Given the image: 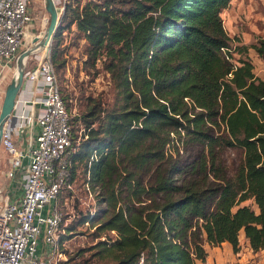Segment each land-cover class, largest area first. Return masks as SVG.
Segmentation results:
<instances>
[{
	"label": "trees",
	"instance_id": "trees-1",
	"mask_svg": "<svg viewBox=\"0 0 264 264\" xmlns=\"http://www.w3.org/2000/svg\"><path fill=\"white\" fill-rule=\"evenodd\" d=\"M231 1L65 4L49 50L55 74L72 33L81 70L109 80L106 93L81 89L71 113L57 78L71 117L68 184L98 205L77 223L94 228L96 264H196L206 244L238 252L241 231L264 252V78L248 46L232 45L222 18ZM250 47L264 62V36ZM230 149L241 152L233 169Z\"/></svg>",
	"mask_w": 264,
	"mask_h": 264
},
{
	"label": "built area",
	"instance_id": "built-area-1",
	"mask_svg": "<svg viewBox=\"0 0 264 264\" xmlns=\"http://www.w3.org/2000/svg\"><path fill=\"white\" fill-rule=\"evenodd\" d=\"M68 1L53 0L58 13ZM33 2L0 0L1 74L16 64L32 34ZM26 63L23 87L0 138L6 156L0 169V264H60L62 214L56 199L70 187L71 117L49 54L31 68ZM23 91L28 97L20 98ZM230 264L260 263L253 257Z\"/></svg>",
	"mask_w": 264,
	"mask_h": 264
},
{
	"label": "rangeland",
	"instance_id": "rangeland-1",
	"mask_svg": "<svg viewBox=\"0 0 264 264\" xmlns=\"http://www.w3.org/2000/svg\"><path fill=\"white\" fill-rule=\"evenodd\" d=\"M32 11L34 16L32 34L28 38L23 51L30 48L45 35L49 24V13L45 9L44 0H34ZM62 14V11L59 12L57 26L60 23ZM222 18L228 35L238 40H234L232 45L248 46L246 55L253 64L254 73L264 78V62L255 50L250 47L252 44H256L259 38L264 36V0H233L230 6L222 13ZM72 38V33H65L64 45L67 47L65 56L66 66L63 72L57 71L56 74L63 94L70 93L73 104L71 113H77L82 108L81 103L77 100L80 95L79 91L83 89L85 95L92 94L93 96L99 93H106L109 89V80L105 72H101L93 81L85 75L81 70L83 60L82 48L77 44H71ZM50 45L51 41L48 45V54ZM42 53L43 51L38 52L36 50L30 55L26 59L27 63L25 62L27 68H31L44 55ZM15 69L16 64L5 69L4 73H0V106L2 105L6 87L16 78L14 77ZM5 158L4 152L0 149V169L2 170L5 168ZM225 159L230 168L233 169L241 159L240 150L230 149L225 155ZM70 189L71 194L68 195L66 191H63L56 199V205L62 214L58 234V248L62 254L59 263L92 264L95 262L90 257V251L86 249L96 241L91 235L94 228H91L89 224L77 225V223L81 219V216L83 217L86 213L95 212L98 209V205L93 197L82 186H79V184L72 185ZM242 204H248L256 208L255 205H252L251 200L245 201ZM72 223L76 226L75 230L72 232L66 231L65 227ZM257 253L253 257L260 264H264L263 256L259 252Z\"/></svg>",
	"mask_w": 264,
	"mask_h": 264
},
{
	"label": "water",
	"instance_id": "water-1",
	"mask_svg": "<svg viewBox=\"0 0 264 264\" xmlns=\"http://www.w3.org/2000/svg\"><path fill=\"white\" fill-rule=\"evenodd\" d=\"M45 1V9L49 13V26L47 29L48 33V41L52 40L53 35L55 33V30L57 28L58 20H59V13L57 11V8L53 2V0H44ZM35 40V39H34ZM45 44H47V42ZM43 46V43L40 47ZM37 48H27L23 52L18 55L16 59V65H20L19 72L15 79L11 81V83L6 87L5 94L3 97L1 109H0V138L3 130L4 123L9 119V115L13 109L15 100L17 98V95L19 94V91L23 87V79H24V63L21 65V60H23V57L27 58L30 55H32Z\"/></svg>",
	"mask_w": 264,
	"mask_h": 264
},
{
	"label": "crops",
	"instance_id": "crops-1",
	"mask_svg": "<svg viewBox=\"0 0 264 264\" xmlns=\"http://www.w3.org/2000/svg\"><path fill=\"white\" fill-rule=\"evenodd\" d=\"M20 96V98L28 97L24 91ZM239 243V250L236 253L233 252L232 245L229 242H223L219 246H210L206 244L207 257L203 262L199 260L196 261V264H230L235 261H245L249 257L253 258L254 255L258 254L257 252H253L250 248L243 231L239 234ZM259 253L264 258V252L261 251Z\"/></svg>",
	"mask_w": 264,
	"mask_h": 264
},
{
	"label": "bare ground",
	"instance_id": "bare-ground-1",
	"mask_svg": "<svg viewBox=\"0 0 264 264\" xmlns=\"http://www.w3.org/2000/svg\"><path fill=\"white\" fill-rule=\"evenodd\" d=\"M57 10L59 11V8H58V7H57ZM48 26H49V24H48ZM47 29H48V27H47ZM47 39H48V33H47V30H46L45 35H44V36H43L38 42H36L35 44H33L30 48H37V47H39V48L37 49L38 52H42V51H43L42 54L47 53L48 45H49V43H50V40L48 41ZM46 41H48L47 44H45ZM44 42H45V43H44ZM42 43H43V46L40 47ZM20 53H21V52H20ZM26 59H27V58L23 57V60H21V65H22L23 63H25ZM19 69H20V65L18 64V66L16 65V69L14 70V77L17 76V74H18V72H19Z\"/></svg>",
	"mask_w": 264,
	"mask_h": 264
}]
</instances>
